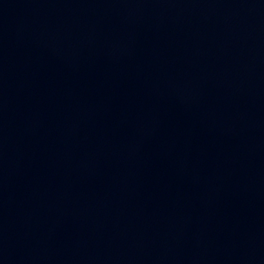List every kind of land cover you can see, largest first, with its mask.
<instances>
[{
	"label": "water",
	"instance_id": "95a60500",
	"mask_svg": "<svg viewBox=\"0 0 264 264\" xmlns=\"http://www.w3.org/2000/svg\"><path fill=\"white\" fill-rule=\"evenodd\" d=\"M0 264H264V0H0Z\"/></svg>",
	"mask_w": 264,
	"mask_h": 264
}]
</instances>
